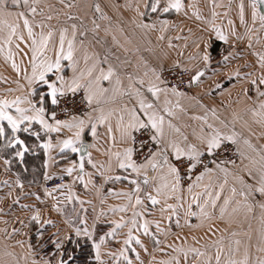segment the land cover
Wrapping results in <instances>:
<instances>
[{
  "label": "snow or ice",
  "instance_id": "6c2138e0",
  "mask_svg": "<svg viewBox=\"0 0 264 264\" xmlns=\"http://www.w3.org/2000/svg\"><path fill=\"white\" fill-rule=\"evenodd\" d=\"M38 5L39 0H0V33H3L0 36L3 41L0 53L12 61L11 67L18 75L21 69L12 50L14 41H19L15 44L18 52H23L20 47L23 43L31 53V72L27 68L23 71L26 81V85L20 86L23 93L12 99L0 98V139L5 141L4 147L15 149L14 154L21 161L29 151L26 142L29 137L34 138V146L43 149L45 155L54 148H58L61 154L67 151L78 154V161L73 159L64 172L69 177L76 172L73 182L79 180L87 189L94 172L86 173V165L101 176H104L101 169L105 165L101 163L97 167L89 151L96 144L88 143L86 138L90 134L96 141L99 129L103 128L112 146L117 143L121 146L118 151H107V170H113L114 160L115 168L124 174L104 176V180L123 179L131 189L118 193L125 196L128 203L113 211L127 212L131 208L132 217L130 221L121 217L120 221L112 222L113 227L107 232L98 234L95 221L89 226L87 217L75 213V210L74 215H67L58 203L51 205V211L64 217L62 225L46 217L36 204H21L20 207L31 215L27 220L16 218L20 227L14 224L11 231L7 227L0 231L8 239L25 237L16 240L23 252L9 251L5 245L4 259H0V264H75L77 250L83 253L84 245L90 246L96 264H108L103 258L102 247L108 238L118 236L117 230L125 227L128 232L122 247L118 252L109 251L107 255L112 258V264H144L136 247L148 252L141 235L151 237L154 245L159 246L162 242L158 234H171L173 218L177 228L207 227L206 235L215 236L218 229L211 221L217 209L220 219L229 214V210L231 216L242 214L247 219L255 208L261 211V227L255 245L261 255H252L251 232L246 234V242L236 239L228 244L227 249L223 245V236L212 241L216 249L214 255L206 249L186 247L188 237L177 235L179 244L166 245L176 255L168 261H160V264H182L181 256L183 264H189L190 254L191 264H264V145L258 146L251 139L255 135L253 124L264 130V51H252L256 57L254 63L245 62L232 67L233 62L242 56L236 51V42L245 37L237 34L231 19L228 20V31L215 23L219 14L214 9L221 5L214 4L211 17L206 18L188 0H145L143 7L146 11L140 10L139 3L135 6L140 17L137 27L144 30L145 36L157 33V42L167 41L166 48L176 50L175 58H170L163 49V55L154 65H149L142 58L135 66L130 61H120L118 56L113 59L110 49L93 50L77 57V36L84 37L87 29L82 23L78 26L74 22L80 17L72 13H65L66 20L72 21L70 36L68 27H59L58 46L52 49L53 55L49 57V44L57 29L43 20H35L38 14H44L42 9L38 11ZM65 7L72 9L76 4L73 0ZM248 7L251 23L246 20L243 0L238 6L239 22L245 28L247 47L252 49L253 37H256V43H261L258 34L264 32V0H249ZM188 9H193L191 16ZM95 12L100 13L101 19H108L99 4L95 5ZM173 13L194 18L200 25L195 31L188 27L186 35H168L170 28L179 27L181 33L185 31L177 21L168 18ZM224 15L227 16V12ZM52 19L51 15L46 17L47 21ZM21 21L27 40L19 31ZM92 23L93 31L100 28L95 19ZM34 25L40 28L39 33ZM46 27L47 32L44 31ZM174 39L184 43L177 45ZM113 40L119 43L115 37ZM97 43L101 42L97 40ZM148 43L151 44V40ZM80 44H84L83 39ZM24 55L28 56V52ZM141 66L142 73L138 70ZM129 67L137 70L129 71ZM237 84L240 90L233 97ZM182 100L193 102L192 107L200 110L190 116L191 120L199 122L190 134L173 122L178 118V112L188 115ZM205 100L212 103H205ZM240 105L243 108L238 107ZM229 110L231 119L222 118L221 112ZM242 112L251 114V124L243 119ZM238 122L248 135L237 128ZM22 133L27 137L22 138ZM257 138H264V131ZM8 163L10 161L5 160V164ZM85 175L89 177L87 182ZM213 176L217 177L215 182L212 181ZM52 178L45 172V181ZM205 178L209 179L208 183H204ZM16 183L23 190L19 177ZM63 188H68L67 201L75 198L81 206L85 203L68 184H58L51 190L45 188L44 196L55 199L53 193ZM11 195L9 192L8 196ZM31 195L40 204L44 203L40 195ZM145 201L150 209L159 205L161 217L169 222L167 229L161 227V221L146 218L145 211L140 210L144 208ZM19 202L20 197L17 196L13 203ZM193 218L196 223L192 222ZM4 224L7 225L8 221L5 220ZM153 224L155 233L150 229ZM231 235L235 237L238 233L232 232ZM192 240L199 243L195 235ZM49 245L52 246L50 254L41 255ZM155 250L164 251L158 247ZM129 252L134 257L129 256Z\"/></svg>",
  "mask_w": 264,
  "mask_h": 264
},
{
  "label": "crops",
  "instance_id": "0c3cea01",
  "mask_svg": "<svg viewBox=\"0 0 264 264\" xmlns=\"http://www.w3.org/2000/svg\"><path fill=\"white\" fill-rule=\"evenodd\" d=\"M73 2V0H39L38 11L43 10V15H37L35 17L36 21L43 20L47 25H50L53 28L57 29L56 34L53 37L52 42L49 44V51L47 52V56L51 57L53 55L52 49L58 46L59 40V27H68L69 28V36L71 34L70 24L72 21H67L65 13H72L78 17L79 20L74 21L79 25H83V28L87 29L86 35L84 37L77 36V57H82L85 52L91 53L93 50L96 51H104L109 50L112 54V58L114 59L116 56L120 58V61H130L131 65L135 66L141 62V58L143 60H147L149 65H154L158 62V57L163 55V51H167L169 53L170 58L176 57V50L167 49L165 42H157L156 35L157 33L151 32L145 36L144 30L137 27V24L140 21V17L137 15L135 11V6L137 3L140 4L141 11H146L143 7L145 0H74L76 7L69 9L65 7L66 3ZM189 3L194 5L196 9H198L201 14L206 17H211V11L213 10V5L218 4L220 7H216L214 10L219 14L215 23L218 26H222L225 31H228L229 25L228 20H233L238 35H243L245 38L242 41L236 42V51L242 53V56L233 62L232 67L237 65H243L245 62L254 63L256 57L252 55V51H264V32H260L258 34L261 43H256V37H253V48L249 49L247 47L248 38L245 35L244 26L240 25L239 22V4L241 0H188ZM246 5L245 15L248 23H251L250 20V8L248 7L249 0H243ZM99 4L101 6V10L104 15L108 17L107 20L100 18V13L95 12V5ZM193 9H188L189 16H191ZM227 12V16L224 13ZM51 15L53 19L51 21H47L46 17ZM169 19L177 21L182 27H184L185 31L183 33L180 32V28H174L169 30L168 35L173 37L177 35H186L187 28L191 27L193 30H197L200 25L199 21H195L194 18L188 19L184 17L182 14L177 15L175 13L171 14ZM93 19L96 20L97 23L100 24V28L93 31L94 25L92 23ZM19 31L23 33L25 39L27 40L26 30L22 27ZM258 27V22H257ZM35 31L39 33L40 28L35 27ZM48 28L44 29L47 32ZM3 33H0L2 36ZM113 37L116 38L114 42ZM84 40V44H80V40ZM99 40L101 43H97ZM151 40V44L148 41ZM175 44L180 45L183 44V40H175L173 41ZM3 41L0 40V44ZM19 43V41H14L12 45V50L15 55V60L17 65L21 69V73L18 75L13 68L11 67V60H6L5 55L0 53V98H8L12 99L16 95H20L23 93V89L20 87L21 85H26V81L23 79V71L27 68L28 72H31V68L29 66V57L31 55L29 49L25 48L24 44L21 43L20 47L23 49V52H18L15 48V44ZM160 43L161 46L157 47L156 45ZM223 46V45H221ZM67 47V45H65ZM227 47V46H223ZM151 49V50H149ZM163 49V51H162ZM5 50H7V46H5ZM219 50V49H218ZM24 52H28V56L24 55ZM81 63H83L81 59ZM129 71L137 70L134 67H129ZM141 73L143 72V67L141 66L138 69ZM243 71H248L250 69H242ZM19 81V83H17ZM9 89L13 91H9ZM240 90V85L237 84L236 89L233 90V97H235L236 92ZM175 101V98H172ZM219 98H217L216 102L218 103ZM181 103L188 109V115H184L183 113L178 112V118L173 122L181 128V130L185 133L190 134L193 127L198 125V121H193L190 119V116L193 114H198L200 110L198 108L192 107L191 101L182 100ZM205 103H212L211 100H205ZM246 103H251V101H246ZM243 108V105L238 106ZM244 120H247L250 124L252 123V116L250 113H241ZM222 118L231 119V110L221 112ZM237 128L239 130L245 131V134L248 135L246 129L242 128L241 123H237ZM252 130L255 133L251 137L254 144L264 145V138H257L260 136L262 130L258 125L253 124ZM99 138L96 141L92 140L91 135L89 134L86 138L88 143H95V148H90L89 151L92 152L93 160L96 161L97 167L101 163L105 165L101 172L104 173V176H115V175H124L119 169L115 168V162L113 160V170H107V162L108 156L107 151L110 149L112 152L120 150L119 143L116 146H112L111 142L105 137L104 129H99ZM70 134V133H69ZM43 136V133H41ZM22 138L27 137V134L22 133ZM53 142L55 143V134H53ZM26 142L29 145V151L24 154L23 161L17 156H15V149L4 147L5 141L0 139V209H3V212H0V229L8 228V231H11V227L15 224L16 227H20L19 224L16 223V218L25 219L31 215L28 210H25L20 207L21 204H36L37 207L42 208L43 214L46 217H50L55 220L58 224L62 225L64 217L60 214L51 211V205L54 203H58V205L63 209V211L67 215H74L78 213L81 216L87 217L88 224L91 226L93 222H96L97 233L104 234L111 227H113V221H120L121 217H124L125 221H130L132 217V209L129 208L127 212H118L113 211V209L119 208L128 203V200L125 196L118 195V193L130 191V186L126 180H109L105 182L104 176H101L99 173L95 172V170L91 169L90 166L86 165L85 172H94V175L91 177V183L88 184L87 189L84 188V185L81 181L75 180L76 172L73 173L71 177H69L64 169L70 166V163L73 159H76V155L67 151L63 154L60 153L58 148H54L48 155H45L44 150L34 146V138H27ZM36 155L41 156V164L40 170L35 171L37 166L32 165L30 167V178L39 179L36 182H23L18 172L19 167L21 170L25 167V161H29V159ZM5 160L10 161V163L5 164ZM12 161L17 165V168L12 167ZM47 161V166H45V162ZM40 171V175L37 172ZM45 172L48 173L49 176L57 177L63 176L65 179L64 184H68L72 187V191L76 196L79 197L80 201H85V203L81 206L80 202L73 198L72 201L66 200V195L68 193V188H63L62 190L56 191L53 193L55 199L52 197L44 196V188L43 181ZM23 183V190H21L17 186V178ZM217 177L213 176L212 181L215 182ZM222 179V176L220 177ZM85 182L89 180V177L85 175ZM7 181V184L4 182ZM209 179L205 178L204 183H208ZM111 189V192L109 191ZM200 189H197L199 191ZM11 192L12 195L8 196V193ZM31 193H36L40 195L44 200L43 204H40L36 201L34 195ZM20 197L19 204L13 203L16 197ZM90 201V203H88ZM172 203L173 201H169ZM75 210V213L74 211ZM145 211V216L148 220H157L161 221V227L167 229L169 226V222L166 218H162L159 212V205L156 206L155 209H150V205L147 201H145L144 208L140 209ZM151 210V214H148V211ZM231 210H229V214H226L223 219L219 218V210H216V214L211 223L214 225L218 231L215 236L206 235L207 227L204 228H194L189 229L186 226L183 228H177L175 225V218H173L171 223V234L164 235L158 234L159 239L161 240V244L159 246H155L151 237L141 235V239L148 247V252L145 253L138 246L137 250L140 252L141 260L144 264H156L157 260L168 261L172 256L176 255L172 251L171 248H167V244H179L180 241L176 239V236L179 235L181 237L187 236V246L200 248L201 250H207L209 254H215V247L212 245V241L219 239L223 236V245L225 249L230 242L240 239L242 242L247 241V233L251 232L253 239L252 244L253 247L251 249L253 257L257 255H261V253L256 251V243L257 236L259 233V229L261 227L260 224V215L261 211L259 208H255L252 213L248 215V218L245 219L244 215L231 216ZM99 217V219H97ZM7 220L8 224L5 225L4 221ZM142 222V221H141ZM193 223H196L195 219H192ZM183 213L181 218V224L183 225ZM150 229L152 232H156L155 226L150 225ZM50 231H54V229H50ZM118 231V236L115 239L108 238L107 243L102 247V255L103 258L108 262V264H112V258L107 255L109 251L118 252V250L123 245V240L126 238L128 228H121ZM34 232V229H33ZM232 232L238 233L237 236L233 237L231 235ZM195 235L199 239V243H196L192 240V236ZM25 239L23 236H15L12 239L6 238L4 233L0 231V259H4L3 252L4 246L8 245L9 251H15L16 253L23 252L22 249L16 244V240ZM34 242V241H33ZM135 246V245H133ZM156 247L164 249V251L155 250ZM52 250V246L49 245L47 248L41 251V255L45 253H49ZM129 256L134 257V254L129 252ZM94 253H92V260L94 264H96L94 260ZM153 257L155 259H153ZM191 254L189 255V264H191ZM181 261L183 264V257L181 256Z\"/></svg>",
  "mask_w": 264,
  "mask_h": 264
},
{
  "label": "trees",
  "instance_id": "16d2710c",
  "mask_svg": "<svg viewBox=\"0 0 264 264\" xmlns=\"http://www.w3.org/2000/svg\"><path fill=\"white\" fill-rule=\"evenodd\" d=\"M12 167L13 169L14 168H17V165L12 161ZM25 167L21 170V168L19 167V171L21 172H18L19 174V177L20 179L23 181V182H36V181H39V179H32L30 178V175L28 173H30V167L32 165H36L37 166V169H35V171L37 170H40L41 171V168H40V164H41V156L40 155H36L31 157L29 159V161H25ZM40 171L37 172V174L40 175ZM69 248H72L73 246L72 245H68ZM85 251L83 253H80L79 250H77V253H76V261H75V264H94L93 260H92V251L90 249V246L88 245H84L83 246Z\"/></svg>",
  "mask_w": 264,
  "mask_h": 264
},
{
  "label": "built area",
  "instance_id": "2783aa9c",
  "mask_svg": "<svg viewBox=\"0 0 264 264\" xmlns=\"http://www.w3.org/2000/svg\"><path fill=\"white\" fill-rule=\"evenodd\" d=\"M230 154V153H229ZM65 183V179H57L56 177L47 180V181H43V188H47L49 190L53 189L56 185L58 184H64Z\"/></svg>",
  "mask_w": 264,
  "mask_h": 264
},
{
  "label": "rangeland",
  "instance_id": "374dc122",
  "mask_svg": "<svg viewBox=\"0 0 264 264\" xmlns=\"http://www.w3.org/2000/svg\"><path fill=\"white\" fill-rule=\"evenodd\" d=\"M165 259H163V260H157V263L156 264H160V261H164Z\"/></svg>",
  "mask_w": 264,
  "mask_h": 264
},
{
  "label": "water",
  "instance_id": "95a60500",
  "mask_svg": "<svg viewBox=\"0 0 264 264\" xmlns=\"http://www.w3.org/2000/svg\"><path fill=\"white\" fill-rule=\"evenodd\" d=\"M74 155H76V160L78 161V158H79V157H78V154H75V153H74Z\"/></svg>",
  "mask_w": 264,
  "mask_h": 264
}]
</instances>
